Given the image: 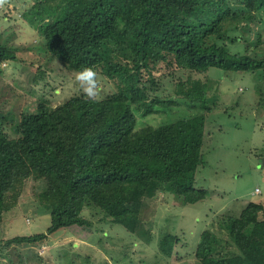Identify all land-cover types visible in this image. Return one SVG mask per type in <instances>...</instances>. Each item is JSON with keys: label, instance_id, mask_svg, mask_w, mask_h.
Wrapping results in <instances>:
<instances>
[{"label": "trees", "instance_id": "trees-1", "mask_svg": "<svg viewBox=\"0 0 264 264\" xmlns=\"http://www.w3.org/2000/svg\"><path fill=\"white\" fill-rule=\"evenodd\" d=\"M242 2L250 13L264 11V0ZM210 5L204 0H36L25 12L45 52L63 66L76 73L101 68L118 84L105 98L83 94L54 108H36L12 131L0 107V222L29 179L46 182L40 198L51 208L46 233L13 243L34 245L60 229L88 225L82 216L87 206L136 233L145 201L167 187L183 205L205 201L209 193L196 187V173L204 164L206 123L216 110L209 105L207 73L217 68L264 74V58L232 54L211 42L224 38L222 23L231 13ZM17 60L16 49L0 43V63ZM160 66L168 73L156 77ZM180 103L197 113L137 129V113H165ZM263 212L264 204L251 203L228 225L240 254L214 256L207 231L197 245V260L264 264ZM176 242L172 234L160 238L167 258Z\"/></svg>", "mask_w": 264, "mask_h": 264}, {"label": "rangeland", "instance_id": "rangeland-1", "mask_svg": "<svg viewBox=\"0 0 264 264\" xmlns=\"http://www.w3.org/2000/svg\"><path fill=\"white\" fill-rule=\"evenodd\" d=\"M204 1L213 10L227 8L231 13L222 23L224 38L211 42L232 54L264 58V11L250 13L242 0ZM35 2L0 0V43L16 49L18 57L17 62L0 63V107L10 131L17 128L22 115L84 94L76 80L78 73L45 52L42 36L24 17ZM168 70L160 66L153 73L161 77ZM207 75L209 105L216 110L206 123L204 164L196 173V187L209 193L205 201L183 205L167 187L155 199L145 201L136 233L87 206L82 216L88 225L60 229L34 245L16 244L13 239L46 233L51 225V208L40 198L46 182L29 179L16 205L2 216L0 264H201L195 253L207 231L214 256L240 254L228 225L251 203L264 204V74L211 68ZM96 80L94 98L117 92L118 81L108 79L101 68ZM197 110L180 103L165 113H137V129L159 127ZM259 218L264 220V212ZM166 233L177 238L171 258L159 248Z\"/></svg>", "mask_w": 264, "mask_h": 264}, {"label": "clouds", "instance_id": "clouds-1", "mask_svg": "<svg viewBox=\"0 0 264 264\" xmlns=\"http://www.w3.org/2000/svg\"><path fill=\"white\" fill-rule=\"evenodd\" d=\"M79 87L82 92L89 98H94L97 94L96 73L91 68H85L76 76Z\"/></svg>", "mask_w": 264, "mask_h": 264}]
</instances>
